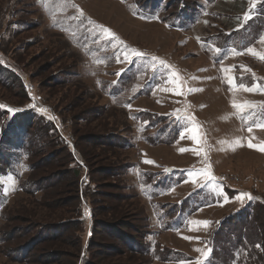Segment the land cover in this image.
Masks as SVG:
<instances>
[{
    "label": "rangeland",
    "instance_id": "obj_1",
    "mask_svg": "<svg viewBox=\"0 0 264 264\" xmlns=\"http://www.w3.org/2000/svg\"><path fill=\"white\" fill-rule=\"evenodd\" d=\"M182 1L0 0V264H264V0Z\"/></svg>",
    "mask_w": 264,
    "mask_h": 264
},
{
    "label": "snow or ice",
    "instance_id": "obj_2",
    "mask_svg": "<svg viewBox=\"0 0 264 264\" xmlns=\"http://www.w3.org/2000/svg\"><path fill=\"white\" fill-rule=\"evenodd\" d=\"M73 7H76V6L73 5ZM80 14L83 15V12L81 11ZM101 29H102V31L107 35V37H108L109 39H112V40L118 39V37H116V35H115L114 33H112L109 29H106V28H104L103 26H101ZM262 39H264V38H262ZM216 51L219 52L220 50H219V49H216ZM249 51H251V50H249ZM133 54H134L136 57H141V58L145 57V55H146L145 53L140 52V51H136V50H133ZM124 55H125V58H127V54H124ZM151 59H152L153 61H155L157 58H156V57H151ZM261 59H264V56H261ZM164 63H165V62H164L163 60L160 61V64H161V65H163ZM239 87H243V85H240ZM245 90H250V89H245ZM189 91H191V89H190ZM233 107H234V108H238V109H242V108H243V105H238V104H236V103L234 102V103H233ZM258 127H264V125H258ZM193 131H194V132H197L198 129H193ZM249 131H251V128H249ZM192 138H193L194 140H197V139H198L196 135H194ZM237 143H239V141H237ZM249 146H250V147L253 146V145L251 144V142L249 143ZM184 150H185V149H182L181 151H184ZM259 150H260V151H264V147H260ZM209 178L211 179V176H210V175H209ZM244 195H248L249 198H251L250 194H244ZM195 223H197V224H202V225H204V226H207L210 222H209V221H196ZM197 251H199V249H197Z\"/></svg>",
    "mask_w": 264,
    "mask_h": 264
},
{
    "label": "trees",
    "instance_id": "obj_3",
    "mask_svg": "<svg viewBox=\"0 0 264 264\" xmlns=\"http://www.w3.org/2000/svg\"><path fill=\"white\" fill-rule=\"evenodd\" d=\"M177 2H180V3H183L184 4V2L185 1H182V0H176ZM24 257V256H23Z\"/></svg>",
    "mask_w": 264,
    "mask_h": 264
}]
</instances>
